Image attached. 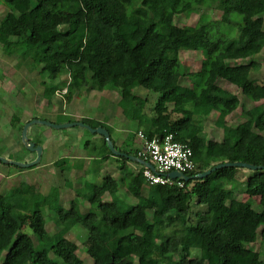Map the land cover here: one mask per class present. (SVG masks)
<instances>
[{
	"label": "trees",
	"instance_id": "1",
	"mask_svg": "<svg viewBox=\"0 0 264 264\" xmlns=\"http://www.w3.org/2000/svg\"><path fill=\"white\" fill-rule=\"evenodd\" d=\"M0 4L8 9V28L0 34V45L14 38L16 52L28 55L46 74L42 85L48 105L60 90L77 97L111 91L118 96L124 120L136 123L146 140L172 134L190 147L195 169L187 176L223 163L262 167L222 168L206 178L183 182L182 187L148 186L140 171L129 168V163L139 165L112 155L102 138L108 155L92 162H121L119 178L106 175L100 185L86 183L90 190L86 196L76 193L68 209L57 205L53 234L45 227L44 195L25 183L0 193V264H87L67 237L76 226L86 232L91 264H263L249 246L259 236L264 242V107H246L237 92L252 103L264 100V82L249 78L252 63H238L264 50V0H0ZM213 5L221 13L218 21L202 14L193 26L174 22L176 16L190 15L195 6ZM211 25L219 28L214 34ZM179 52H196L198 68L187 71ZM182 80L190 85L188 94ZM137 88L157 95L151 115L143 112L145 100L132 93ZM236 110L243 120L231 127L226 118ZM211 114L222 131L219 142L204 134L203 119ZM77 122L94 127L89 118ZM10 123L20 126V119L13 115ZM40 137L37 133L28 139L42 146ZM135 138H128L129 145ZM88 144L85 141L84 147ZM115 148L137 156L132 149ZM24 154L35 159L22 143L8 159L24 162ZM239 172L246 174L244 180ZM241 184L246 195L259 199L260 212L236 198ZM121 188L136 204L128 206L119 199ZM47 194L57 197V190L51 188ZM106 195L110 201H104ZM81 197L88 204L85 212L80 209ZM186 250L198 256L185 261L180 255Z\"/></svg>",
	"mask_w": 264,
	"mask_h": 264
},
{
	"label": "rangeland",
	"instance_id": "2",
	"mask_svg": "<svg viewBox=\"0 0 264 264\" xmlns=\"http://www.w3.org/2000/svg\"><path fill=\"white\" fill-rule=\"evenodd\" d=\"M202 14L206 15L213 21H218L221 13L215 9L214 5L210 9H204L202 7L195 6L193 7L190 15L176 16L174 18V22L178 26H193L197 22L199 16ZM7 15L8 9L0 4V34L7 32ZM209 29L210 33L214 34L219 28L211 25L209 26ZM178 57L185 65L187 71H194L198 68L199 55L196 52H179ZM250 62L252 63V68L249 75L250 80L252 82L258 83L264 82V50L251 59L238 63ZM40 70V67L35 66L28 55L21 56L16 52L14 38H10L4 46L0 45V145L3 148L2 150L0 149V155L2 153H10L13 155L20 150V135L22 130L20 126L23 127L22 123L25 124L32 119H40L58 124H64L65 122L72 119L71 115L73 114L87 116L94 121H99L101 122L102 126H104L103 128L106 130L108 129L110 132H113L114 130L122 131L124 132L120 133L122 136L130 137L134 135L136 136V139L140 140L137 134L139 132L141 133V130H137L136 123L124 120L126 117L123 116L121 108L118 107L119 100L115 93L111 91H92L88 94H84L85 96L77 97V95L73 94L64 95V93H62L63 90H60L52 98L54 104L51 103V105H48L46 100L43 98L42 85V82L46 80V74L41 73ZM61 80L62 78L58 79V82ZM181 85L188 94V88L190 86L189 83L186 80H182ZM220 85L224 88H229L224 83H221ZM132 93L145 100L143 112L147 115H151L153 112L152 107L157 100V95L148 92L143 88H137ZM237 94L240 103L245 104L246 107H252L260 104L264 107V100L258 103H252L243 98L240 93L237 92ZM68 103H70V105ZM13 115L21 120L22 123L20 126L15 124L12 125L10 123L11 117ZM172 117L174 118L175 115ZM215 119V114H211L208 118L203 119V129L207 140L219 142L222 139V131L220 128L215 126ZM242 120L243 118L239 110H236L226 118L227 125L231 127L236 126ZM96 124L98 125L99 123ZM14 126L16 127L14 128ZM29 129L31 138H33L37 133L41 134L40 131L44 129L54 131V135L51 137L49 144V158L51 160L57 158L58 139L61 138L62 140L65 138V135L67 136L68 134H74L76 131H80V133H82L79 141L75 139L77 143L74 150L78 149L77 154L87 153L88 155L92 156L93 159H96L98 157V149L103 145L101 136L97 134H91L85 129L79 127L55 130L48 127L46 128L42 125H34ZM112 132L111 138L116 140V134ZM57 133H59L61 137L58 136ZM85 141H89L87 147H84ZM63 150L64 149L62 148V151ZM73 153L76 152L73 151ZM29 156L32 157L30 154H24L22 156L24 162L30 161ZM43 160L44 159L42 157L41 163ZM44 162H46V158ZM73 162V168L80 170L83 163L82 160L77 158L73 161H70L68 159L66 160V158H60L59 164L55 167L56 174L53 177L45 176L44 171L46 169L40 168L42 167V164L37 168L29 170H19L14 166H4L0 164V193L5 194L17 187L19 184L25 183L30 185L33 190H36L44 195L45 199L43 202V213L45 215V227L49 235H51L56 231V228L53 225L55 207L57 205H61L64 209H68L70 200L75 198L76 193L84 194L86 196L90 192L89 189L85 188L86 183L100 185L103 176L109 175V172H112V170H118V167L121 164V162L109 160L106 164L107 171L104 172V174L102 173L98 176V169L103 166V162L89 161V165L91 166L90 170L93 171V174H88V176L87 172L82 170L83 175L81 179L76 178L74 183L75 186L78 187L69 188L71 192L70 198L69 195L63 196L64 198L59 195V200H57V197L48 195L47 193H49L51 188H55L58 190V192L61 191L64 179L60 175H64V178H66L65 176L67 175V172L70 168L69 166ZM129 168L135 173L139 170L138 166L134 164H131ZM245 175V173L239 172V179L244 180ZM111 176L114 177V173H112ZM77 180L78 185L76 184ZM243 188L244 187L241 184L235 194L236 198L248 203L253 211L260 212L261 207L259 205V199L257 197L246 195ZM146 192L147 187L145 186L143 193L146 194ZM67 193L69 192L67 191ZM117 196L122 201L128 203V206L136 204V201L133 200V198L123 188L118 191ZM84 197L78 199L82 212H85L87 209L86 205H88ZM103 199L104 201H110V198L107 195L104 196ZM67 237L71 242L77 245L78 250L76 253L80 259H82L87 264H91V260L86 255V232L76 226L71 230ZM249 248L260 254L262 263L264 264V242L261 240L260 236L254 244L249 246ZM180 256L185 261H190L196 258L198 254L196 251L186 250Z\"/></svg>",
	"mask_w": 264,
	"mask_h": 264
},
{
	"label": "crops",
	"instance_id": "3",
	"mask_svg": "<svg viewBox=\"0 0 264 264\" xmlns=\"http://www.w3.org/2000/svg\"><path fill=\"white\" fill-rule=\"evenodd\" d=\"M51 103L54 104V102L52 101V99H51ZM68 104L70 105V103H68ZM71 116H72V119H70V120L72 122H77V119H80V118H89L87 116H83V115L80 116V115H77V114H73ZM21 123L22 122L20 120V124ZM52 123H55V122H52ZM65 123H69V121H67ZM96 123H99V124L97 125ZM55 124H58V123H55ZM60 124H62V123H60ZM22 125H24V123H22ZM93 125H94V127L102 126L101 122L94 121V120H93ZM15 127L16 126H14V128ZM107 131L109 132L110 139L112 140L113 144L117 148H119L121 150H129V149H132V150H134L136 152L138 150H140V147H141V141L140 140H138V139L135 138V140L133 141L132 145H129V141H128V138L129 137L128 136H122L120 134V133H124V132H122V131H115L114 130L113 132L116 134L115 135L116 136V140H113L111 138L112 137L111 136V132L112 131L110 132L108 129H107ZM40 132H41V141H42V146H41L42 147V157H43L44 160L46 158V162H44V160H43L42 167H40V168L46 169L44 171L45 172L44 174H45L46 177H53L56 174L55 173V167L52 164L54 162H56V161H60V158H66V160L68 159L70 161H73V160H75V159L78 158V159L82 160V162H83L82 165H81L80 170L74 169L73 168L74 162L71 163L70 166H69L70 167L69 170L67 168L68 172H67V175L65 176L66 178H64V175H60L64 179L63 180L64 182H63V187H61V191L58 192V190H57V200H59L58 199L59 198V195L61 197L65 196V195H69V198H70V193L71 192H70V189H69L70 187L68 185H71L72 187L75 186V184H74L75 183V179L76 178L81 179V177L83 175L82 174V170H84L85 172H87V175L90 174L91 172L93 174V171L90 170V167L91 166L89 165V161H92L93 160L92 156L88 155L87 153L77 154L78 153V149L74 150L75 145L77 143V141H75V139H77L79 141L80 140V136H81L82 133H80V131H76V133H74V134H68L67 136L65 135V138L66 139L62 137L63 138L62 140L60 138L61 135L59 133H57L58 136H60L59 137L60 139H58V141H57L58 142V145H57L58 152H57V156H56L57 158L51 160L49 158V156H50V146H49V144H50L51 137H53V135H54V131H50L49 129H44V130H41ZM27 137L29 139H31L30 129H28V131H27ZM73 137H74V139H73ZM62 148L64 149L63 151H62ZM0 149L1 150L3 149L1 145H0ZM98 150H99L98 151V154H97L98 157L97 158L95 157L96 159L102 158V157L108 155V151H107V149H106V147H105L104 144L102 146H100V148ZM73 151H75L76 153H73ZM10 155H11L10 153H8V154H3L2 153L0 156L5 157V158H8ZM42 157H41V159H42ZM109 160H114V159H108V160L102 161L103 162V164H102L103 166H101L100 169H98L99 170L98 176L100 174H102V173L104 174V172L107 171L106 164L108 163ZM114 161H116V160H114ZM130 165L131 164L129 163V166ZM109 173H110L109 174L110 176L112 175V173H114V177L112 176L113 178H117L118 179L119 176H120V172L118 170H112V172H109ZM104 176H106V175H104ZM65 179L67 180L66 182H65ZM76 184L78 185V180L76 181ZM67 191L69 193H67ZM69 205H70V203H69Z\"/></svg>",
	"mask_w": 264,
	"mask_h": 264
},
{
	"label": "built area",
	"instance_id": "4",
	"mask_svg": "<svg viewBox=\"0 0 264 264\" xmlns=\"http://www.w3.org/2000/svg\"><path fill=\"white\" fill-rule=\"evenodd\" d=\"M62 93H65V90ZM137 135L141 141V147L137 151L136 157L143 161L148 159L154 167V172H152L148 168L138 166V171L142 174L147 185H177L182 187V181L172 179L167 174L177 171L187 175L195 169L190 147L187 144L177 142L172 134H166L161 138L152 140H146L140 132Z\"/></svg>",
	"mask_w": 264,
	"mask_h": 264
},
{
	"label": "water",
	"instance_id": "5",
	"mask_svg": "<svg viewBox=\"0 0 264 264\" xmlns=\"http://www.w3.org/2000/svg\"><path fill=\"white\" fill-rule=\"evenodd\" d=\"M34 125H42V126H45V127L51 128V129H55V130L67 129V128H71V127H79V128L85 129L91 134H97V135L101 136L105 140V143H106L108 150L115 157L126 158L130 162L136 163L137 165L148 168L149 170L154 172V167L150 163L143 161L137 157L128 156L124 153L119 152L115 148L113 142L111 141L109 132L101 126L94 128V127H91L89 125H85L81 122H71V123L69 122V123H64V124H55V123H52V122H49L46 120H40V119H32V120L28 121L27 123H25L22 127L21 135H20L21 143L27 149V151H29L31 153H35V159L32 161H29V162H19V161L9 160L8 158L0 156V163H2L3 165L15 166L19 169H29V168L37 166L40 163L41 157H42V147L41 146H35V144L33 142H31L27 137L28 129ZM227 167L242 168V169H247V170H251V171L262 168V167L249 165L246 163H241V162L223 163V164L216 165L212 169H209L203 173L195 175L194 177H189V176L184 175L182 173H179L177 171L170 172L167 174V176L172 178V179H176V180H179L182 182H188L191 179L206 178L212 172L219 170V169H222V168H227ZM110 264H115V263H110Z\"/></svg>",
	"mask_w": 264,
	"mask_h": 264
}]
</instances>
